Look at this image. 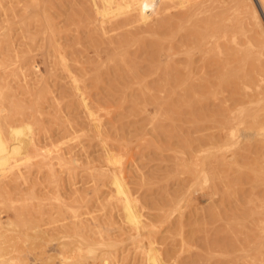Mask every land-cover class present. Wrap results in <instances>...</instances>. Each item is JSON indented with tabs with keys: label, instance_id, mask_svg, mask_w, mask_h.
<instances>
[{
	"label": "rangeland",
	"instance_id": "rangeland-1",
	"mask_svg": "<svg viewBox=\"0 0 264 264\" xmlns=\"http://www.w3.org/2000/svg\"><path fill=\"white\" fill-rule=\"evenodd\" d=\"M94 1L0 0V129L8 138L26 124L31 142L28 159L0 171L5 257L68 264L80 246L81 264H148L149 248L162 264H264L255 0L207 4L202 36L188 22L157 29L182 12L176 0L130 31ZM122 36L132 37L119 46Z\"/></svg>",
	"mask_w": 264,
	"mask_h": 264
},
{
	"label": "bare ground",
	"instance_id": "bare-ground-1",
	"mask_svg": "<svg viewBox=\"0 0 264 264\" xmlns=\"http://www.w3.org/2000/svg\"><path fill=\"white\" fill-rule=\"evenodd\" d=\"M97 1V0H96ZM96 1H94L96 3ZM101 2V8L97 9V13L99 14L98 17L101 16V18H103L102 16L105 14V13H108V11L110 10H113L114 12L117 11L118 13H122L124 14L123 15V19L119 22H116L114 23V27H124V26H127L128 27V30L130 31L131 27H132V24H138L140 22H144L146 21L151 15H157L158 14L160 15L161 13H163V11H166L167 7L166 5L164 4V2L166 0H99ZM168 1V0H167ZM176 6L174 7H177L179 6L180 9H182V12L179 13V15L175 18H173L174 20H172L171 18L167 19V20H164L162 22H158V26H157V29H162V28H165L167 27L168 25H171V23L173 21L175 22H178V23H183L185 24V22H188L191 24V31L193 29V33L191 35H193L194 33H197L199 34L201 28L206 24V28L207 27H211V25H209V21L208 19L205 20V16L204 19L199 17L200 14H203L204 12H206L207 8H208V5L207 4H210L211 3H214V1H217V0H189L190 2H188L187 0H176ZM187 1V2H186ZM232 2H235L236 6H238V4L240 2V0H231ZM243 2H246L247 0H242ZM239 2V3H238ZM242 2V3H243ZM238 3V4H237ZM255 3L257 4V9H256V6L255 7H250L249 8V12H250V16H251V20L253 21V23L257 26V27H260L261 28V21L263 20L264 22V0H255ZM216 5V4H215ZM213 7V5H212ZM242 7V5L240 6ZM173 8V7H172ZM96 9V8H95ZM209 9V8H208ZM213 9V8H212ZM221 9V8H220ZM208 11V10H207ZM211 11V10H210ZM237 11V10H236ZM110 13H113V12H109L108 15ZM243 13V12H242ZM164 14V13H163ZM162 14V16H163ZM107 14H105L104 16H108ZM112 15V14H111ZM120 15V14H119ZM115 16V15H113ZM118 16V15H117ZM115 16V17H117ZM202 16V15H201ZM212 16V14H211ZM244 16V15H243ZM160 17V16H159ZM215 17V15H214ZM100 18V19H101ZM121 18V17H120ZM154 18H157V17H154ZM153 18V19H154ZM210 18V17H209ZM104 19V18H103ZM152 19V20H153ZM107 20V19H106ZM109 20V18H108ZM151 20V19H150ZM211 20V19H210ZM219 19H217L218 21ZM222 20V19H220ZM154 21V20H153ZM172 21V22H171ZM108 22V21H107ZM105 22V23H107ZM113 22V21H112ZM148 22V21H147ZM146 22V23H147ZM156 22V23H157ZM212 22V21H210ZM98 23L100 24V27H101V32L102 30L104 29V27H102L101 25H105L103 24L102 22V19L101 21ZM110 23V22H109ZM145 23V22H144ZM155 23V22H154ZM153 23V24H154ZM235 23V22H234ZM98 24V26H99ZM108 24V23H107ZM175 24V23H174ZM214 24V23H213ZM220 24V23H219ZM233 24V23H232ZM131 25V26H130ZM142 25V24H141ZM109 26V25H108ZM204 26V27H205ZM106 27V26H105ZM137 27V26H136ZM177 27V26H176ZM226 26H224L225 28ZM126 27H124L125 29ZM130 28V29H129ZM134 28V27H133ZM168 28V27H167ZM170 28V27H169ZM123 29V28H122ZM127 29V28H126ZM133 30V29H131ZM123 31V30H122ZM127 32V30H126ZM125 32V34H126ZM154 32V31H153ZM120 33H121V30H120ZM149 33V32H148ZM190 33V32H189ZM106 34V33H104ZM201 34V32H200ZM210 34V33H209ZM225 34V33H224ZM223 34V35H224ZM128 35V33L126 34ZM185 36V35H184ZM202 36V34H201ZM210 36V35H209ZM208 36V37H209ZM132 37V36H131ZM130 36H122L121 38L118 39L117 37V44L119 46H122L125 42H128V40L131 38ZM199 37V36H198ZM233 37V36H232ZM152 38V37H151ZM155 38V37H154ZM153 38V39H154ZM157 38V37H156ZM184 38V37H183ZM182 38V39H183ZM115 39V38H114ZM188 39V38H187ZM193 39V37H192ZM113 40V39H112ZM133 40V39H132ZM137 40V39H136ZM135 40V42H136ZM141 40V39H140ZM144 40V39H143ZM194 40V39H193ZM203 40V39H201ZM200 40V41H201ZM187 41V40H186ZM159 42V41H158ZM185 42V40L183 41ZM188 42V41H187ZM194 42V41H193ZM202 42V41H201ZM129 43V42H128ZM205 43V42H204ZM185 44V43H184ZM200 44V43H199ZM198 44V45H199ZM206 44V43H205ZM205 44H203L205 46ZM216 44L212 42V45ZM159 45H160V42H159ZM212 45H211V48H212ZM218 45V43H217ZM216 45V46H217ZM195 46V45H194ZM215 46V45H214ZM213 46V47H214ZM144 47L145 48H149V47H153V43L152 42H145L144 43ZM199 47V46H198ZM117 48V47H116ZM197 48V47H196ZM205 48V47H204ZM215 48V47H214ZM213 48V49H214ZM217 48V47H216ZM199 49V48H198ZM196 49V50H198ZM203 49V48H202ZM206 49H209L210 50V46L209 48L207 47ZM218 49V48H217ZM203 50H198V52H201L202 53ZM205 51V50H204ZM203 51V52H204ZM255 53H258V55L261 57H258V59H262L261 63H262V67H263V74L261 76H259L258 80L261 81V83L264 85V30L262 31V36L259 38L258 40V43H257V46L255 48ZM200 53V55H202ZM208 53V50L207 52L204 54L206 55ZM211 53V52H210ZM209 54V53H208ZM202 56L204 57L203 59H205L206 57L205 56ZM210 55V54H209ZM201 57V58H202ZM209 59V58H207ZM215 59V58H214ZM202 60V59H201ZM203 62V60H202ZM105 64V63H104ZM261 66V64H259V67ZM226 69V68H225ZM260 69H262L260 67ZM228 70V69H227ZM223 74V73H222ZM227 74V73H226ZM225 75V74H224ZM232 75V74H231ZM132 76H135L132 75ZM229 76V75H228ZM215 79L218 81V84L220 83V79L219 77L215 74ZM222 76H220L221 78ZM227 77V76H226ZM232 78V77H231ZM234 78V77H233ZM219 79V80H218ZM229 79V78H228ZM225 80V79H224ZM227 81V80H226ZM233 81V80H232ZM223 82V81H222ZM225 82V81H224ZM172 84V82H171ZM261 86V85H260ZM259 85H257V88L260 87ZM262 88V87H261ZM216 92V91H215ZM259 92V91H258ZM191 93L193 95H196L198 97H202L204 96V94L200 91L196 92L194 90H191ZM206 94V93H205ZM208 94V93H207ZM166 95V94H165ZM185 95V94H184ZM213 95V94H212ZM82 96V95H81ZM209 96V95H208ZM204 97H207V95H205ZM83 100V99H82ZM250 102V101H249ZM258 110V109H257ZM21 112V111H20ZM257 112V111H256ZM255 115V114H253ZM252 116V115H251ZM253 117V116H252ZM22 122V121H21ZM28 127L26 124H22V125H14L12 127H10L9 131H8V138L4 137L0 129V171H3L5 169H8L10 168L12 165L14 164H18V163H21L23 162L24 160L28 159V144L29 143V138L26 139L24 136H25V128ZM8 130V129H7ZM22 135V137H21ZM7 136V135H6ZM29 136V135H28ZM35 144V143H34ZM30 147V145H29ZM33 147V146H32ZM36 149V148H35ZM33 149V150H35ZM31 152V151H30ZM108 161V160H107ZM117 173V172H116ZM2 174V173H1ZM1 176V175H0ZM114 184H115V187L117 189V193H119L120 195H123L124 198H125V203L123 205V210H124V214H125V219H126V223H129L130 225L134 226L135 228L137 227V225L139 224V221L138 218H137V213H136V210L133 209V207L131 206L130 204V201L128 200L127 198V194H125V191H124V188H123V184L120 182V180L116 177V174L115 176H113V179L111 180ZM111 182V183H112ZM123 198V197H122ZM123 201V200H122ZM238 216V215H237ZM258 217V216H257ZM9 223V222H8ZM73 223V222H72ZM1 224V222H0ZM256 224V223H255ZM72 225L74 226V224H71V227ZM76 226V225H75ZM75 226L73 228H75ZM139 226V225H138ZM78 227V226H77ZM37 232V234L39 235V238L41 234H43V232H41V234H39V230L38 231H35ZM134 233V232H133ZM9 234V233H8ZM11 238H10V243H11V246H12V250L13 252H17L18 254V244H19V236H18V233L16 232H13L11 233ZM42 236V235H41ZM0 237H1V234H0ZM66 236H64L65 238ZM43 238V237H42ZM41 238V239H42ZM63 238V237H62ZM69 238V237H68ZM76 238V237H75ZM73 241V239H72ZM72 241L69 242V240L67 241H63L60 243L61 247H67V245H71ZM74 244V243H73ZM79 248L80 246H75L74 248V254H72V256H68L66 257L67 258H71V261L68 262V264H81L80 261H79V254H78V251H79ZM6 250H4V248H2L0 246V264H38L37 262V258L35 257L34 254L32 255H25V257L22 258L21 255H14V256H8V257H5L6 256V253L4 252ZM150 248H149V251L147 253V258H146V261L148 262V264H162L159 260V258H157L155 255H152V253L150 254ZM31 254V253H30Z\"/></svg>",
	"mask_w": 264,
	"mask_h": 264
}]
</instances>
